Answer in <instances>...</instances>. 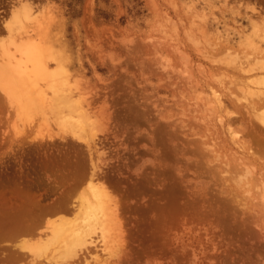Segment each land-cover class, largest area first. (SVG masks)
Returning a JSON list of instances; mask_svg holds the SVG:
<instances>
[{"label": "rangeland", "instance_id": "rangeland-1", "mask_svg": "<svg viewBox=\"0 0 264 264\" xmlns=\"http://www.w3.org/2000/svg\"><path fill=\"white\" fill-rule=\"evenodd\" d=\"M12 2L0 0V41L10 40ZM30 2L48 15L46 40L27 23L10 25L15 42L35 39L64 57L74 92L108 115L93 159L117 206L119 241L97 234L60 264H264V207L254 185L233 182L241 166L264 181L255 118L264 97L240 99L217 80L215 62L228 53L245 70L264 63V0ZM191 22L204 29L207 52L187 40ZM46 66L57 70L56 59ZM8 121L0 98V264H40L16 245L46 218L69 214L90 158L59 137L31 145L34 130L13 135Z\"/></svg>", "mask_w": 264, "mask_h": 264}, {"label": "bare ground", "instance_id": "bare-ground-1", "mask_svg": "<svg viewBox=\"0 0 264 264\" xmlns=\"http://www.w3.org/2000/svg\"><path fill=\"white\" fill-rule=\"evenodd\" d=\"M30 1L12 2L10 11L8 10L11 22L5 25L10 40L0 41V98L6 106L10 132L18 135L20 127L22 131L33 129L30 137L31 145L40 142L52 143L55 137H59L62 141L71 140L80 146H85L90 158V171L81 177L83 185L81 184L75 197L73 207L67 212L69 214L46 218L41 231L28 241L26 239L18 243L16 248L24 257L42 260L46 264H60L73 258L82 248L92 244V237L97 234L104 243L119 241L120 222L117 206L103 182L97 177L98 169L93 159V151L97 153L98 133L105 128L108 115L105 114V110H99L102 109L101 107L97 111L86 97L74 92L67 79L64 57L51 54L49 47L45 45L41 47L35 39H30L24 44L15 42L11 36L10 25L14 24L19 31H23L27 23L40 40H46L48 15L44 11L41 14H35L36 10L34 11ZM193 24L191 22L184 34L197 52L203 53L209 45L203 50L200 45L204 44V40L208 37H205L204 29L201 28L203 31L200 29L199 31ZM227 54H222L224 56L215 61L220 65L217 80L235 87L237 93L239 92V98L247 103H253L254 100L264 97V63L256 62L257 66L249 69L247 65L248 70H245V65L237 62V58L230 59ZM51 57L57 62V70L54 72L49 71L46 66V59ZM211 57L214 58L213 55ZM233 71L237 75L245 76V79L240 78L241 76L237 77L236 74L233 75ZM213 117H215L214 114ZM255 118L264 127V108L255 115ZM49 129L51 133L53 130V133L56 131L57 133L50 134ZM230 137L233 141L237 139L235 135ZM241 167L242 169L235 172L236 181L233 182L237 185L248 183L254 185L257 197L262 203L261 206L264 207V181L254 177V170L247 166ZM42 262L40 264H43Z\"/></svg>", "mask_w": 264, "mask_h": 264}]
</instances>
